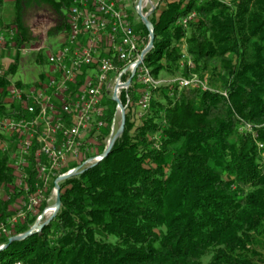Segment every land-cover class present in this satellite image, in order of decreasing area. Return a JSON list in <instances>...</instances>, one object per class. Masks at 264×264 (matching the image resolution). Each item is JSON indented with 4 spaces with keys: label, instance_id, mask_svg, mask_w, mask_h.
I'll use <instances>...</instances> for the list:
<instances>
[{
    "label": "trees",
    "instance_id": "16d2710c",
    "mask_svg": "<svg viewBox=\"0 0 264 264\" xmlns=\"http://www.w3.org/2000/svg\"><path fill=\"white\" fill-rule=\"evenodd\" d=\"M73 5L13 0L10 22L0 30L16 31L6 76L15 75L20 50L33 40L26 12L51 10L61 31ZM4 6L0 0V18ZM149 20L154 48L143 66L156 85L148 87V109L140 108L147 87L134 77L121 96L128 105L124 133L109 156L61 183L57 217L0 251V264H264L254 252L264 239V0H160ZM183 48L191 68L181 67ZM162 73L197 75L207 85L176 80L158 87ZM8 86L0 80V116L15 109L6 101ZM114 113L112 102L101 119L102 142ZM10 164L0 153V186L15 182ZM33 168L31 192L40 181ZM53 188L54 182L46 199ZM9 203L0 202V219L11 215Z\"/></svg>",
    "mask_w": 264,
    "mask_h": 264
},
{
    "label": "rangeland",
    "instance_id": "374dc122",
    "mask_svg": "<svg viewBox=\"0 0 264 264\" xmlns=\"http://www.w3.org/2000/svg\"><path fill=\"white\" fill-rule=\"evenodd\" d=\"M225 3L231 4L233 3V0H222ZM158 0H146L143 3V9L142 12L144 14L150 12V9L152 7L158 6L157 4ZM12 0H5V6L1 13V21H0V30L2 27L9 23V16L12 12ZM139 0H125V12L127 13V21L132 26V29H134L137 37V54L136 56L139 58L136 63L140 60L142 52L147 47L149 43V36L147 38L146 34L144 33L142 29V20L140 16L137 13V6H138ZM69 18V15H68ZM195 19L194 16H192L189 20ZM27 23V26L30 28L32 35V43L29 48H25L24 53H21L20 57V64L17 69V72L13 77L6 76L9 69L15 63V55L12 51L3 52L1 54V61H0V67L6 69L5 74H3L0 77V80H8L9 86L7 91V98L6 101L8 104H11V106H15V109L12 111V115L8 116L6 118L11 119L17 123L21 122L22 120H30V116L28 112L24 108H17L16 104H13V100L11 97H9V87L14 84L17 87H20L21 90L23 89V94H21L22 98L28 99L27 105L29 107L34 105L35 98L31 93H29L32 89L40 90L45 85L48 84L49 80L52 78H59L63 77L64 73L69 71L71 67L70 58L67 60H63L64 65L66 67H59L58 65H54L49 63V57L52 55H56L59 53L61 48L67 44L69 33L71 31L70 26H68L67 30H61L56 31V28L58 27V20L56 18V15L51 12V10L47 8H32L29 9L25 14V20ZM185 22V25L188 23ZM110 24L105 27V30L101 34V38L103 40L102 47L99 48L98 54L95 56V61L90 66H84L81 69V78L78 79L76 84L69 83L66 85V96H73L77 94L76 92L83 90L86 88L89 84H93L92 86L96 85L98 82L97 74L99 73V68L101 66V62L103 60L110 61L113 65V67L116 69L114 71H110L108 75H106L105 80V87L103 89V94L101 96V102L100 105L97 108L98 110H103V115L100 116L102 119L103 116H105V113L108 114L110 110L111 103L113 101V95L116 92L117 85L119 84L117 95L121 101L122 93L127 92L129 88L125 87V83L130 79L131 74L133 73L135 66L132 69V73L125 68V62H122L119 59L118 51L115 48L119 47L120 44V38L115 40V42L112 43L110 46V38L114 37L116 32H113L111 29L114 27V21L110 20ZM144 25V24H143ZM118 31V30H117ZM83 36L80 37V40H78V46L75 48H81L84 49L87 47V41L90 40L93 35H87L85 32L82 34ZM117 37H121V33L119 32L117 34ZM110 46V47H109ZM186 49L183 48V55L184 57L183 61L181 62V67L185 68V65H187L191 68L193 67V64L191 62V59L187 58V55L185 53ZM41 57V58H40ZM39 59V60H38ZM41 60V62H40ZM115 62L119 63L118 65L115 64ZM143 64V63H142ZM141 64V65H142ZM140 65V66H141ZM139 66V67H140ZM138 67V68H139ZM138 68L135 72L138 71ZM1 69V68H0ZM127 69V70H126ZM126 70V71H124ZM5 71V70H4ZM124 71V72H123ZM123 72L120 75L119 74ZM134 72V77L137 78L136 73ZM131 73V74H130ZM130 74V75H129ZM1 75V74H0ZM206 79V78H205ZM179 80V83H182L181 80L191 82L192 86H199V87H206L207 81H202V79L199 78V76L194 75L193 77L187 79V78H180V77H170L169 75H166L162 73L159 78L156 80L158 87L163 86H170L174 84V81ZM21 85V86H19ZM187 87V86H186ZM2 88H0V93H2ZM48 96H51L53 99V105L54 108H48L49 110H53V112L50 114L48 112L47 116L49 118H57L61 115L63 112V102H61L57 97H59L60 91L55 90L51 93V90L47 92ZM76 98H72L67 100L68 102H74L76 101ZM128 99V98H127ZM129 102V99H128ZM115 104V123L113 128L111 127V132L105 140L100 141L101 137L104 133V127H102L100 130L93 129L85 139L86 148L82 147L80 148V151L78 154L70 155L66 158V161L61 162L56 170L52 172V175H39L38 167L39 163L42 164L44 167H48L49 159L45 155L37 156V150L38 146L36 144H33L32 147H30L29 154L25 157L26 159V165L21 166H15V157L19 158L21 153V140L26 138V135L21 133L19 130L11 131L9 129H6L5 131H0V153L4 155L10 156V168L13 173V177H15L14 184L9 185H1L0 186V202L8 201L11 202L8 204V213L11 214L9 218L6 219H0V223L5 226V231H0V240L3 238L10 239L12 237L18 236L20 234L19 230L21 227H26L30 224L32 219L34 220V223L31 225L34 226L36 222L40 221V223H44L48 217L47 208H51L54 206L56 202V191H55V181L58 177L62 175H68L75 170L78 171H86L89 167V164L94 162L93 160L96 155H99L101 151V146L105 145V148L108 144V141L112 135H115L120 127L121 123V112L118 109V105ZM62 105V106H61ZM122 105L126 108H128V105ZM22 119V120H21ZM33 121V118L32 120ZM73 123V121H71ZM25 131V130H24ZM23 141V140H22ZM31 153V154H30ZM23 157V156H22ZM100 158V157H98ZM24 159V157H23ZM17 160V159H16ZM33 168L34 175H38V179L40 180L39 183H37L34 187V192H31L32 189L28 185V180L30 175V170ZM16 168V169H15ZM18 168V169H17ZM47 172H49V167L46 168ZM81 175V174H80ZM54 182V188L51 191V194L49 198L46 199V192L49 189L50 184ZM35 199V201H38L37 205H33L32 200ZM46 201V203H44ZM46 204L47 207L44 209L42 208L43 205ZM32 206V208H31ZM43 209V210H42ZM46 213V216L44 215ZM45 216V217H44ZM1 217V213H0ZM44 217V219H43ZM13 220H15L13 222ZM30 227V228H31ZM261 241L258 247H255L254 252H258L261 254V256L264 258V239L260 238ZM4 245H0V247H3ZM264 260V259H263Z\"/></svg>",
    "mask_w": 264,
    "mask_h": 264
},
{
    "label": "built area",
    "instance_id": "2783aa9c",
    "mask_svg": "<svg viewBox=\"0 0 264 264\" xmlns=\"http://www.w3.org/2000/svg\"><path fill=\"white\" fill-rule=\"evenodd\" d=\"M73 3L75 5L71 8L68 20L71 31L67 44L61 48L59 53L49 57V63L58 65L59 67H66L63 60L70 58L71 67L69 71L65 72L63 77L52 78L40 90L32 89L29 93L33 95L35 100L34 105L31 107L27 105L28 99L21 97V94L24 93L23 89L21 90L20 87L12 84L9 87V97L12 98L14 101L13 104H16L17 108H24L31 119L28 121L21 119L22 121L17 123L18 121L8 120L6 118L8 116H0V131H5L6 129L14 131L17 129L26 135V138L22 139L23 141L21 140L22 147L20 156L19 158L15 157V161L13 162L15 166L26 165L25 157L29 154L30 147L33 144L38 146L37 156L45 155L48 157L50 164L48 166L50 168L49 172L46 173V168L48 167H44L39 163V175H52V172L59 167L58 165L61 162L66 161L68 156L77 155L80 148L87 147L85 139L93 129L100 130L105 126V123L100 119V116L103 115V110H98L97 108H99L98 106L100 105L101 96L106 84V75L110 71L116 70L110 61L103 60L101 62L96 85L92 86L93 84L88 83L86 88L76 92L77 94L73 96H66L65 93L67 89L66 85L69 83L76 84L78 79L81 78L82 67L90 66L94 63L99 48L103 46L101 34L105 30V27L110 24V20L114 21V27L111 29L116 33L113 38H110L111 42L109 43L111 46L116 38L117 40L120 38L119 47H114V49L118 51L119 59L125 62V68L131 72L135 66V62L139 59L136 56L138 39L134 29H132V26L126 20L127 13L124 10L125 0H73ZM84 32L87 35L92 34L93 37L87 41L86 48H75L78 46V40H80ZM119 32L121 33V37H117ZM15 34L16 31L14 29L0 31V61L1 54L6 52V50L12 51L16 55L13 43ZM24 50H20L22 54ZM0 68L1 77L5 74L6 69ZM123 72L119 76L124 75L122 74ZM135 73L138 81L147 87V91L144 93L142 100H140V108L143 113L145 103L150 99L148 87L156 85V82L150 76L149 72L145 71L143 64ZM181 82L180 85L182 87H186V84H191V82L187 81ZM50 90L54 95L55 90L60 91L59 97L57 98L63 102V106L61 105L63 112L60 116L57 114V118H49L47 116L48 112L50 114L53 112V110H49L48 108H54L53 99L47 93ZM75 97H77L76 101H67ZM141 115L140 113L139 116ZM32 118L33 121H31ZM115 121L114 119L112 128ZM98 157L100 156L96 155L93 160L97 161L99 159ZM32 203L33 205H37L38 201L36 202L33 199ZM0 231H5V226L1 223Z\"/></svg>",
    "mask_w": 264,
    "mask_h": 264
},
{
    "label": "water",
    "instance_id": "95a60500",
    "mask_svg": "<svg viewBox=\"0 0 264 264\" xmlns=\"http://www.w3.org/2000/svg\"><path fill=\"white\" fill-rule=\"evenodd\" d=\"M145 1L146 0H139L138 6H137V13L140 16L142 23L144 24V26L146 27V29L149 32V43H148L147 47L144 49V51L142 52L140 60L136 63L135 69H134L133 73L131 74L130 79L125 83L126 88H129L131 86L132 80L134 78V72L145 61L147 54H149L151 52V50L154 48V44H153L154 39H155L154 27H153L152 23L150 22L149 18L151 17L152 13L155 11L156 7L153 6L150 12L144 14L142 12V9H143V3ZM118 88H120L119 84L117 85L116 92L113 95V101L118 105V109L121 112L120 127H119L117 133L110 137L108 144H107L105 150L103 151V153L101 154L100 158L97 161L95 160V162H93L88 167V169L95 167L97 164H99L101 161H103L105 158H107L109 156V154L111 153L116 141L118 139H120L124 133V129H125V125H126V116H125L126 115V108L122 105V102L120 101V99L117 95ZM82 173H84V171L81 172V171L75 170L74 172H72L68 175H62V176L58 177L55 181V188L54 189L56 191V202H55V207H54L52 215L50 217H48V219L44 223H40V221L36 222L35 225L32 226L28 230V232L10 238L8 244L4 245L3 247H0V251L9 247L10 244H12L13 242L24 241L27 238L33 236L34 234L42 232L44 227L48 226L55 219V217H57V215L61 209L62 202H61V196H60V184L65 182L66 180L71 179V178H73L77 175H80Z\"/></svg>",
    "mask_w": 264,
    "mask_h": 264
},
{
    "label": "bare ground",
    "instance_id": "6f19581e",
    "mask_svg": "<svg viewBox=\"0 0 264 264\" xmlns=\"http://www.w3.org/2000/svg\"><path fill=\"white\" fill-rule=\"evenodd\" d=\"M143 64H144V62H143ZM143 68L145 69L144 66H143ZM145 71H147V69H145ZM190 85H191V84H186V86H190ZM149 102H150V99L147 101V103H145V107H144V109H143V112H145V111L148 109ZM262 148H263V146H262ZM55 193H56V192H55ZM54 207H55V204H54L53 207H51V208H47L46 211H48V213H47L48 216H51V215H52L53 210H54ZM45 216H46V213H45ZM45 216H44V217H45ZM44 217H43V219H44Z\"/></svg>",
    "mask_w": 264,
    "mask_h": 264
},
{
    "label": "crops",
    "instance_id": "0c3cea01",
    "mask_svg": "<svg viewBox=\"0 0 264 264\" xmlns=\"http://www.w3.org/2000/svg\"><path fill=\"white\" fill-rule=\"evenodd\" d=\"M13 1V0H12Z\"/></svg>",
    "mask_w": 264,
    "mask_h": 264
}]
</instances>
